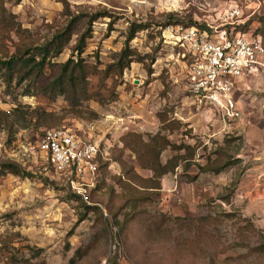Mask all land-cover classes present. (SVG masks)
I'll use <instances>...</instances> for the list:
<instances>
[{"label": "rangeland", "instance_id": "obj_1", "mask_svg": "<svg viewBox=\"0 0 264 264\" xmlns=\"http://www.w3.org/2000/svg\"><path fill=\"white\" fill-rule=\"evenodd\" d=\"M236 6L240 28L261 36L264 46V0H0L2 59L18 44L34 47L52 38L71 19L68 8L82 17L69 47L54 61H78L73 46L86 28V14L115 16L112 29L109 17L94 22L82 54L88 93L82 86L66 95L47 89L52 69L38 80L15 76L10 84L0 71V110L6 114L0 121V165L13 161L29 173H0V264H264V254L255 249L258 238L244 220L264 231V209L249 207L246 197L240 202L235 190L249 168L264 171V71L245 95L236 93L251 119L241 128L187 91L188 60L166 37L170 16L181 25L191 20L216 25L222 12ZM134 22L147 25L130 42L137 57H144L121 72L117 62ZM163 112L171 121L167 125ZM186 118L194 125L188 123L189 135L175 122ZM53 128H69L109 146V166L88 199L82 197L86 204L73 196L68 177L49 165L45 169L38 143ZM161 137L199 148L188 170L177 167L152 192L142 187V179L153 171L141 168L133 148L148 160L153 151L147 145ZM216 151L220 164L239 153L244 159L219 174L201 172L199 165L214 159ZM184 152L168 147L159 161ZM256 153L259 160L250 157ZM220 196L230 203L216 199ZM206 216L213 218L210 224L198 222Z\"/></svg>", "mask_w": 264, "mask_h": 264}, {"label": "built area", "instance_id": "obj_2", "mask_svg": "<svg viewBox=\"0 0 264 264\" xmlns=\"http://www.w3.org/2000/svg\"><path fill=\"white\" fill-rule=\"evenodd\" d=\"M240 18L241 9L236 6L222 12L216 25L166 28V37L182 49L189 63L187 91L199 102L216 106L224 122L230 123L242 116L233 96L236 80L254 75L264 58L261 36L239 30ZM38 148L47 162L45 169L49 165L68 177L72 191L87 200L101 175V160L108 159L109 146L69 128H53L45 132Z\"/></svg>", "mask_w": 264, "mask_h": 264}, {"label": "trees", "instance_id": "obj_3", "mask_svg": "<svg viewBox=\"0 0 264 264\" xmlns=\"http://www.w3.org/2000/svg\"><path fill=\"white\" fill-rule=\"evenodd\" d=\"M17 1L19 2L20 0ZM66 11V15L71 17V19L66 24V26L62 29H59L52 36V38L34 47H23L22 45L18 44L15 52L12 55L6 56L4 59L0 58V71L3 72L5 80L9 84L13 81L15 76L19 78V81H24L26 79L38 80L42 76H44L46 69H52L54 71V75L50 82L47 84V89H52L53 91H57L60 94L66 95L68 90H71V92H77L76 88L78 86H82V88L84 89V93H88L86 88L84 87V84H86L88 81V72L84 64L82 54L85 52L88 39L92 37L94 22L100 18L109 17L111 19L109 22V26L110 29H112L113 23L115 22V16L109 14L106 11H98L95 13L86 14V28L78 36L77 42L73 46V52L74 54L76 53L77 56H79V60L76 61L73 58H70L65 62H56L54 61V59L59 57L65 51V49L69 47V44L71 43L74 35L76 24L82 17L81 14L73 15L71 11L68 10V8ZM263 19L264 17L260 18V20ZM180 23L181 22L179 20L173 19V16H170L169 22L165 25H177ZM196 24L197 22H193L192 20L186 23L182 22V25L184 26H192ZM199 26L205 27V24H199ZM240 27L241 26L238 25V29L242 30V28ZM146 28L147 25L142 23L134 22L130 25L125 45L120 52V57L117 62V67L121 72L129 67L132 62L142 61L141 59H143L144 56L137 57V54L132 48L130 42L136 37V34L138 32L145 30ZM116 97V95L112 96L109 101H112V99L115 100ZM5 116L6 114L0 110V121L3 120V117ZM166 116V112L161 113V121L163 125H167L171 122L170 120H167ZM175 122L178 124L179 128L181 125L185 127V132L183 134L189 135L188 131H192L190 130L191 128H187L188 123L182 122L180 120H176ZM7 123H10V126L14 125L13 123L11 124V122ZM133 137L136 136L133 134ZM157 137H160V135H157ZM154 138L155 137H153V139ZM123 141L125 142V146H129L130 139L127 140V137H125ZM147 146H151L153 151V153H148L150 154L148 160H146L142 156V151H139V148H133V151L138 155L137 160L141 168L153 171V176L142 179V181L145 183V185L142 187L144 189L151 190L152 192L161 189L160 179L164 175L174 172L177 167L183 165L184 168L188 170L193 165L192 161H194V156L199 148V146H191L190 144H176L170 142L167 137H161V140L153 141V144H148ZM168 147L172 150H184L185 152L183 154H179L169 158L166 163L162 164L159 161V155L161 154V151L163 149H166ZM214 155V159L211 160L209 157H206V163L203 165H199V169L201 172L219 174L226 168L240 161L239 158H231V160L220 164V155H218V152L216 151ZM109 161V158L107 160H101V171L109 166ZM9 172L21 177L29 176V173L23 170L21 165L13 161L5 162L0 165V173L5 174ZM135 175L137 176V174ZM94 190H96V188L93 189V191ZM233 192L234 188L232 190V193ZM73 196L83 204H86L83 201L82 196H80L79 194L73 192ZM216 199H220L223 202L230 203V199L228 196H220ZM87 207L89 208V206ZM83 219L84 218H80L78 221H82ZM197 220L201 224L208 225L213 221V218L211 216H206L200 217ZM244 220L247 221V225L248 227H250V231H252V233L258 238L259 245L256 246V251L264 254V231L257 228L250 219L245 218Z\"/></svg>", "mask_w": 264, "mask_h": 264}, {"label": "crops", "instance_id": "obj_4", "mask_svg": "<svg viewBox=\"0 0 264 264\" xmlns=\"http://www.w3.org/2000/svg\"><path fill=\"white\" fill-rule=\"evenodd\" d=\"M261 61H262V65L258 66V67H261V69L260 70L257 69L256 74L254 75L255 78L251 80H248L247 78H241V79L236 80L235 82L233 96L235 100H237L240 103L243 109H244V106L242 103L243 101L240 99L238 100L236 93L240 92L245 95V93H247V90L250 89L252 82L254 80L257 81L258 77L260 76V72L264 71V58H262ZM183 121L186 123H189L190 127L192 128L194 127L193 123L190 122L189 118L183 119ZM232 123H235L239 126L242 125L240 127L246 129L247 126L249 127V125H251V119L247 116V114L245 113V110L244 111L242 110L241 118L231 122V124ZM215 135H216V132H215ZM246 141H248L247 138H246ZM237 157L240 159H244V156H242L240 153L237 155ZM250 157L256 160H259L260 158V156L257 153L256 155L250 154ZM256 167H258V165H256ZM252 169L253 168H249V171L248 170L245 171V173H243L239 177L237 188L235 190L236 192H239V196L242 197L241 200L238 199L240 202H244V200L242 199L246 197L245 200L248 199V202L250 205L249 207H257L263 210L264 209V193H263L264 192V178L262 180H259L258 178L260 175L264 174V171L258 174L259 172L256 173V171H253ZM261 226L264 227V224H261Z\"/></svg>", "mask_w": 264, "mask_h": 264}]
</instances>
